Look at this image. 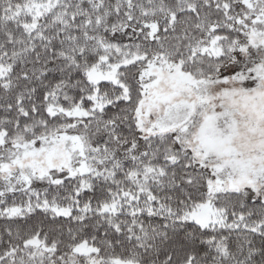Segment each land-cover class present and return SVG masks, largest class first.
<instances>
[{
	"label": "snow or ice",
	"instance_id": "6c2138e0",
	"mask_svg": "<svg viewBox=\"0 0 264 264\" xmlns=\"http://www.w3.org/2000/svg\"><path fill=\"white\" fill-rule=\"evenodd\" d=\"M0 264H264V0H0Z\"/></svg>",
	"mask_w": 264,
	"mask_h": 264
}]
</instances>
